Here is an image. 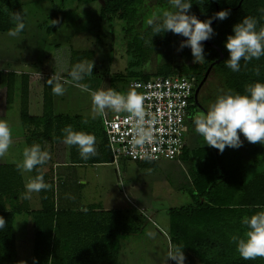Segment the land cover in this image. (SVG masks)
Here are the masks:
<instances>
[{"label": "trees", "instance_id": "16d2710c", "mask_svg": "<svg viewBox=\"0 0 264 264\" xmlns=\"http://www.w3.org/2000/svg\"><path fill=\"white\" fill-rule=\"evenodd\" d=\"M76 1L82 4L93 0ZM144 1L105 0L101 17L109 21L119 17L133 26L138 17V9ZM190 2L192 7L189 12L200 20L213 17L217 12V6L219 11L229 12L226 19L216 20L212 26L214 34L209 39L220 47L224 54L216 64V69L225 86L233 92L243 94L248 84L256 81L264 82V57L259 60L253 59L246 66L241 60L242 67L239 72H232L224 64L229 56L224 42L232 33L234 24L248 15L258 19V27L264 25V15L259 11L264 8V0H190ZM17 9H20L19 13L23 16L20 0H0V31L16 30L13 17L18 12ZM63 16L62 7L53 10L50 17L52 23L46 26L48 33L62 27ZM23 23L24 28L20 32L26 30L24 16ZM129 31L130 29H127V32ZM150 34L154 38L152 41L149 38ZM170 40L168 32L154 35L152 25H148L143 32L134 34L127 44V51L134 56L129 66L142 65L149 59V51L151 53L156 47H161ZM75 53L77 58L81 57L82 53L79 51ZM188 53L192 56L191 51ZM204 54L205 60L201 64L175 65L162 62L163 70L157 74L141 71L116 73L111 77L110 88L119 92L130 79H148L159 74L194 75L200 81L210 63L220 53L215 47L204 43ZM53 69L60 71L56 69V64L53 65ZM50 77V75L44 76L43 112L41 115H32L26 94L30 74L8 71L7 109L5 115H0V120H4L15 112L16 122L30 129L28 147L34 143L39 144L48 155L53 148L52 143L60 142L63 136L61 129L70 125V116H60L54 112L52 87L47 83ZM1 78L0 72V80ZM116 80H121L122 83L118 85L115 83ZM18 89L22 93L20 107L16 113L10 106L15 102ZM75 130L81 131L80 128ZM242 145L249 155L264 152V145L259 142L250 143L244 138ZM104 146V149L108 150L107 140ZM189 150L190 148H185L179 159L191 153L202 160L195 176L194 203L173 207L169 212L173 251L176 249L183 251L185 264H264V257L251 260L240 257L231 239L233 236H242L246 230V226L241 224L242 217L264 210V172L256 173L252 179L247 178V167L242 159L240 147H226L222 153L208 145ZM108 152V155H101L102 158L97 152L98 155L92 156L91 160L60 161L56 166V173L52 171L53 168L51 173L44 171L41 165L37 166L39 172L34 168V175H43L44 181L49 185V188L39 192L42 207L36 210L31 209L28 200L24 199L26 190L22 174L17 170V164H0V221L4 224V227L0 228V264H24L18 255L14 227L15 214L19 210H26L34 216L35 231L30 264H119L122 237L138 233L141 224L136 222V216L128 215L121 209H105L101 203L79 204L73 187L82 184L73 178L71 173L77 164L113 162L111 152ZM67 162L76 164L68 168L67 166L71 165H66ZM121 162L125 164L127 160H121L118 166ZM137 163L151 167L155 162ZM58 176L63 179H56ZM8 203L12 205V209L7 207ZM194 255L201 262L194 259ZM174 264L177 262L175 261Z\"/></svg>", "mask_w": 264, "mask_h": 264}, {"label": "rangeland", "instance_id": "374dc122", "mask_svg": "<svg viewBox=\"0 0 264 264\" xmlns=\"http://www.w3.org/2000/svg\"><path fill=\"white\" fill-rule=\"evenodd\" d=\"M20 2L25 18V32L12 36L9 35L10 31H0V115H5L7 109L8 71L30 74L26 93L29 111L32 115H41L44 76H52L55 72L53 65L56 64V69L60 70L56 72L61 76L60 83L65 91L63 95L53 94L54 112L56 115L70 116V125L74 130L80 128L81 131L94 134L96 149L100 154L97 155L101 158V155H108L110 150L104 149L106 137L100 115L93 118L91 97L78 85H85L90 90H108L111 89V77L116 73L141 71L157 74L163 70L162 62L180 65L193 60L184 48L178 51L183 36L168 31L171 40L167 44L156 47L151 53L149 51V59L142 65L129 66L134 56L127 51L128 42L134 34L143 32L150 25V20H158L169 9L166 0H145L138 9V17L133 26L119 17L111 21L102 19L101 9L105 0L82 4L76 0ZM59 7H62L64 15L62 27L48 33L46 26L52 23L50 17L53 10ZM16 11L19 13L20 9ZM127 29L130 31L127 32ZM149 38L150 41L154 39L151 34ZM147 44L149 45V41ZM78 51L82 53L80 58L75 53ZM76 64L93 70H86L84 78L78 83L69 75ZM115 83L119 85L122 81L116 80ZM227 91L229 89L222 78L212 73L202 87L199 98L206 101L208 107L218 95ZM21 93L18 89L15 102L10 106L16 113L20 107ZM4 120L11 128L12 137L8 150L0 155V164H18L23 160L24 148L28 147L30 129L16 122L15 112ZM241 139L244 137L241 136ZM186 140L190 150L207 145L195 133L192 123L188 125ZM52 146L48 155L49 162L41 165L44 171L51 173L53 168L52 171L56 173V166L60 161L82 159L77 147L63 143L62 138L59 143L54 141ZM240 152L247 167L248 179H252L258 172H264V152L249 155L243 145ZM201 160L190 153L185 158L161 159L151 167L129 160L125 164L121 162L120 166L114 162H88L74 166L72 176L82 184L73 187L79 204L101 203L105 209H121L128 215L136 216V222L141 224L138 233L122 237L119 264H174L175 260L167 258L169 251L174 250L169 212L173 207L194 203V182ZM69 162L65 163L71 165L68 168L76 164ZM34 177L33 170L25 171L22 174L24 186ZM56 179L63 177L58 176ZM27 200L31 209L42 207L39 192H33L31 199ZM7 207L12 209L9 203ZM33 218L26 210H19L15 214L17 251L24 264L31 262L35 231ZM193 257L201 262L196 255Z\"/></svg>", "mask_w": 264, "mask_h": 264}, {"label": "clouds", "instance_id": "9594fccd", "mask_svg": "<svg viewBox=\"0 0 264 264\" xmlns=\"http://www.w3.org/2000/svg\"><path fill=\"white\" fill-rule=\"evenodd\" d=\"M169 9L159 18L158 22L149 21L154 35L171 31L186 39L180 42L178 51L190 47L193 57L192 62L203 63L205 60L204 44L212 38L214 19L224 20L229 12L218 11L207 20H200L195 14H190L192 7L190 0H168ZM264 15V8L259 9ZM16 22V30L9 33L15 36L24 28L23 16L16 13L13 17ZM256 17L245 16L240 22L233 25L232 33L224 42L229 52L224 64L232 72L241 71V60L245 66L253 59L264 57V25L258 27ZM259 74V68H257ZM86 69L82 64H76L69 75L72 80L79 82L84 78ZM61 76L55 71L48 79L54 95H63L64 87L60 83ZM82 91L88 92L91 97V110L93 118L96 115L103 116L106 111L113 113H127L131 123V139L129 144L133 149H143L145 145L153 144L155 140V122L150 113L145 109V95L129 89L126 93H120L114 89L90 90L85 85H78ZM169 125L172 119L169 117ZM194 131L205 141L204 144L218 149L221 153L226 147L239 148L243 144L241 134L250 143L264 144V82L256 81L248 84L244 93L227 91L218 95L213 103L203 112L192 116ZM157 131H163L158 129ZM62 141L69 146H76L82 159L88 160L97 155L96 137L94 134L74 130L72 125H66L61 129ZM12 131L7 121L0 120V155L5 153L11 144ZM141 155L150 157V153L142 152ZM48 159V153L42 150L39 144H32L23 150V160L16 165L17 170L23 174L31 172L37 166L44 165ZM49 188L43 175L38 174L25 183L24 199H31L33 192ZM241 224L246 226L242 236H233L231 239L236 245V251L244 260L264 257V210H260L251 216H244ZM0 221V228H3ZM167 258H171L177 264H185V257L181 249L169 251Z\"/></svg>", "mask_w": 264, "mask_h": 264}, {"label": "built area", "instance_id": "2783aa9c", "mask_svg": "<svg viewBox=\"0 0 264 264\" xmlns=\"http://www.w3.org/2000/svg\"><path fill=\"white\" fill-rule=\"evenodd\" d=\"M196 78L186 74H159L148 79H130L120 93H126L134 88L145 95V109L155 122V140L143 149H133L129 144L131 139V123L127 113L106 111L100 116V122L113 157V162L119 165L121 160L134 162H157L161 159H179L187 146L186 132L190 106L195 94ZM169 117L172 124L169 125ZM163 129V131H157ZM150 153V157L141 155Z\"/></svg>", "mask_w": 264, "mask_h": 264}, {"label": "flooded vegetation", "instance_id": "af4514ba", "mask_svg": "<svg viewBox=\"0 0 264 264\" xmlns=\"http://www.w3.org/2000/svg\"><path fill=\"white\" fill-rule=\"evenodd\" d=\"M185 39V37H183V40ZM203 44L205 43V44H208V43H206V42H202ZM213 47H215V46H213ZM216 48V47H215ZM186 51H191V49H190V47H185L184 48ZM217 49V48H216ZM217 51H218V49H217ZM219 52V51H218ZM220 53V52H219ZM219 57H220V54H219V56L218 57H216L215 59H213V61L211 62V63H213L214 62V65H213V67H212V69H211V71L209 72V74H208V76H207V79L204 81V83L201 85V87H200V90H199V93H198V100H196L195 99V97H193V101H192V104H191V106H190V114H189V119H188V125L190 124V123H192V116L194 115V114H196V113H198V112H203V111H205L206 109H207V102L206 101H204V100H202V99H200L199 98V95H200V91H201V89H202V87L204 86V84L206 83V81L208 80V78H209V76L212 74V73H214V74H217L218 76H220V74L218 73V71H217V69H216V64L217 63H219V62H215L217 59H219ZM193 58V57H192ZM191 64H194L192 61L190 62ZM210 63V64H211ZM210 66V65H209ZM208 66V67H209ZM208 69V68H207ZM207 69H206V71H207ZM206 71H205V74H206ZM205 74H204V76H205ZM204 76H203V78H204ZM221 77V76H220ZM195 78H196V76H195ZM202 78V79H203ZM222 78V77H221ZM202 79L200 80V81H198L197 80V78H196V85H195V90H196V88L198 87V85L200 84V82L202 81ZM223 80V79H222ZM225 85V84H224Z\"/></svg>", "mask_w": 264, "mask_h": 264}, {"label": "water", "instance_id": "95a60500", "mask_svg": "<svg viewBox=\"0 0 264 264\" xmlns=\"http://www.w3.org/2000/svg\"><path fill=\"white\" fill-rule=\"evenodd\" d=\"M218 11H219V7L217 6V12H218ZM216 20H217V19H214V20H213L212 26L215 24ZM185 39H186V38H185ZM204 42L208 43V44L211 45V46H215V47L218 49V51L220 52V57H219V59H217L215 62H219V61L223 58V56H224V54H223L221 48L218 47V46H216L215 44H213V43L210 42L209 40L204 41ZM213 65H214V62L210 64V66L208 67V69H207V71H206V74H205L204 78L202 79V81L200 82V84L198 85V87H197L196 90H195L194 97H195L196 100H198V93H199L200 87H201V85L204 83V81L207 79V76H208L209 72L211 71Z\"/></svg>", "mask_w": 264, "mask_h": 264}, {"label": "crops", "instance_id": "0c3cea01", "mask_svg": "<svg viewBox=\"0 0 264 264\" xmlns=\"http://www.w3.org/2000/svg\"><path fill=\"white\" fill-rule=\"evenodd\" d=\"M186 148H189L188 145L186 146ZM61 178V177H60Z\"/></svg>", "mask_w": 264, "mask_h": 264}]
</instances>
